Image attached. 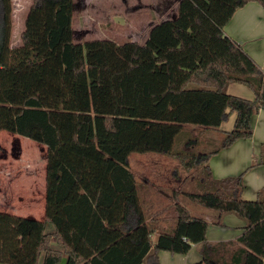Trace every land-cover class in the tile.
<instances>
[{"label":"trees","instance_id":"16d2710c","mask_svg":"<svg viewBox=\"0 0 264 264\" xmlns=\"http://www.w3.org/2000/svg\"><path fill=\"white\" fill-rule=\"evenodd\" d=\"M251 1L264 7V0H180L177 15L153 25L145 42L121 44L76 42V0H34L21 45L12 47L11 0H0V131L47 149L46 217L0 211V264H58L65 255L66 264H159L160 251L186 254L194 244L196 264H264V187L256 200L242 197L245 171L257 163L220 179L209 164L252 137L264 110V70L224 31ZM230 82L250 86L255 98L228 93ZM234 112L233 128L218 144L211 138L213 148L177 149L185 124L218 128ZM148 151L201 169L197 189L174 191L176 200L182 194L248 221L230 257L219 253L235 242H210L209 222L179 201L169 228L145 212L129 156Z\"/></svg>","mask_w":264,"mask_h":264},{"label":"rangeland","instance_id":"374dc122","mask_svg":"<svg viewBox=\"0 0 264 264\" xmlns=\"http://www.w3.org/2000/svg\"><path fill=\"white\" fill-rule=\"evenodd\" d=\"M176 1L92 0L86 8L84 0H76L74 40L79 43L96 39H111L121 44L130 41L142 43L152 22L159 23L162 17L173 12ZM11 4V46L17 47L21 45V34L25 29L30 3L28 0H11ZM166 8H169L167 13L162 14ZM228 125L230 121L225 124ZM184 130L177 139L176 147L188 152L213 148L220 142L224 132L194 124H185ZM210 138L216 140V143L207 144ZM187 141L191 143L188 144ZM0 144V211L25 217L37 216L41 219L39 217L44 210L43 189L40 184L33 186L32 175L28 169L36 161L34 165L39 170L42 159L46 165V146L9 130L0 131ZM129 163L141 182L147 180L167 189L196 190V181L202 176L200 168L186 171L180 158L154 151L133 152L129 156ZM44 180L41 181L45 190ZM183 201L191 205L193 210L206 209L189 199L184 198Z\"/></svg>","mask_w":264,"mask_h":264},{"label":"crops","instance_id":"0c3cea01","mask_svg":"<svg viewBox=\"0 0 264 264\" xmlns=\"http://www.w3.org/2000/svg\"><path fill=\"white\" fill-rule=\"evenodd\" d=\"M34 0H28L30 7ZM86 8L90 5L92 0H84ZM180 0H177L174 7V11L169 15L162 17L161 21L173 18L178 13V4ZM167 9L162 14L167 13ZM151 24L147 36H149L150 30L153 25ZM224 31L256 61L262 70H264V7L256 2L251 1L236 10L231 20L225 25ZM138 42V41H137ZM143 43V42H142ZM227 91L230 94L237 95L240 97L254 99L255 93L252 88L246 84L238 82H230L227 86ZM236 119V113H232L230 117L224 121L220 127L212 128L221 129L224 132L230 131L231 127L234 126ZM230 121V125L225 126L226 122ZM200 126V125H198ZM205 127V126H202ZM233 128V127H232ZM254 134L250 138H242L234 142L232 145L222 148L218 153L214 154L210 159V167L214 178L220 179L229 176H236L244 172L253 162L257 165L251 169L245 171L244 174V190L242 197L247 200H256L258 198L259 191L264 187V164L260 163L261 159V145L264 143V110H260L259 113L254 117L253 121ZM211 129V128H210ZM214 140L211 138L207 144L212 143ZM44 149V148H43ZM47 154V153H46ZM46 155H44L45 157ZM38 161V160H37ZM36 162V161H35ZM34 162V163H35ZM40 169L35 168L34 163L29 170V174L32 175L33 186L40 184L43 189V208L39 220H44L46 217V188L44 190L42 185V179L46 182V165H44L43 159L40 161ZM184 169V168H183ZM185 170V169H184ZM176 171V170H175ZM135 173V172H134ZM137 176V174L135 173ZM138 178V176H137ZM139 179V178H138ZM140 180V179H139ZM143 186L140 190V198L144 206L145 212L152 213L153 218L158 217L160 224L164 228H169L172 225V219L167 218L171 208L176 202H180L186 206L190 213L194 216L201 217L209 222L207 238L212 243L219 242H235L229 245L226 249L221 250L219 255H226L230 257L235 249L242 246L237 241L238 238L244 232L248 221L239 215L231 212L222 213L218 210L208 208H197L192 209L187 203H184V198L188 199L181 194L180 199L176 200L174 191H180L181 188L167 189L153 183L142 181ZM190 200V199H189ZM191 201V200H190ZM199 205V204H198ZM202 206V205H201ZM204 207V206H203ZM31 217V216H29ZM37 218V216H32ZM151 218L147 221H150ZM47 225V231L53 232L54 227ZM157 239V234L152 235V242L154 243ZM53 247L60 248L56 243H52ZM200 244H194L191 250L186 254L171 253L169 251L162 250L159 252V264H196L202 262V255L200 253ZM62 246V250H63ZM67 256L62 258V261L58 264H66ZM264 262V259H263ZM142 264H150L144 261ZM205 264V263H202Z\"/></svg>","mask_w":264,"mask_h":264}]
</instances>
